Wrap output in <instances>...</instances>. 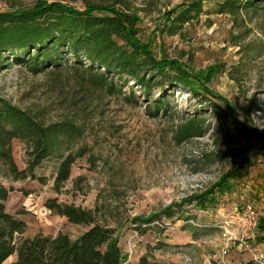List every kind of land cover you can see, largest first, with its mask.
<instances>
[{
	"label": "rangeland",
	"instance_id": "1",
	"mask_svg": "<svg viewBox=\"0 0 264 264\" xmlns=\"http://www.w3.org/2000/svg\"><path fill=\"white\" fill-rule=\"evenodd\" d=\"M127 1L141 18L139 37L158 56L177 60L202 80L213 94L206 104L216 108L204 112L206 105L191 91L177 88L168 95V110L155 115L140 89L131 88L133 81L112 95L73 70L36 76L13 66L0 72L2 98L48 122L71 120L83 132L66 151L77 159L61 190L55 188L56 156L36 169L45 183L5 182L14 188L7 212L27 225L24 234L16 235L17 245L38 234L77 238L89 230L47 209L49 199H58L114 229L125 264H264V240L258 242L257 235L242 245L238 236V214L245 204H254L264 220V11L221 15L219 0H211L199 22L171 34L167 18L191 0ZM34 2L23 0L26 7ZM6 10L0 1V11ZM192 109L206 120L205 135L180 141L179 130ZM14 154L25 168V145L16 142ZM227 178L234 189L218 195L208 210L201 207L199 198ZM176 205L181 208L174 207L173 218L163 216ZM151 217L153 229L141 234L137 220ZM160 223L163 227H155Z\"/></svg>",
	"mask_w": 264,
	"mask_h": 264
},
{
	"label": "trees",
	"instance_id": "2",
	"mask_svg": "<svg viewBox=\"0 0 264 264\" xmlns=\"http://www.w3.org/2000/svg\"><path fill=\"white\" fill-rule=\"evenodd\" d=\"M0 1L8 7L0 11V72L13 66L36 76L73 70L112 95L123 93V87H130L133 81L131 88L140 89L143 98L151 103L149 106H154L155 115L168 110L171 103L168 95L177 88L191 91L201 105H206L204 112L216 108L212 103L206 104L213 94L202 80L177 60L158 56L152 44L139 37L141 18L128 7L127 0L114 3L35 0L30 7L23 0ZM209 1L191 0L183 4L167 18L165 29L178 34L186 25L199 22ZM215 4L221 15L264 11V0H219ZM155 90L159 91L158 98ZM191 111V117L179 130L180 141L205 135L206 120L198 111ZM82 133L71 120L48 122L40 113L22 109L0 96V264H11L8 261L13 256L16 260L12 264H125L120 236L114 229L99 225L93 213L58 199H49L47 209L70 223L89 226V230L77 238L64 233L55 237L38 234L23 239L19 245L16 243V235L24 234L27 225L7 212L6 203L14 188L7 187L5 182L29 179L43 182L36 169L56 156L60 163L55 188L61 190L69 181L77 159V154L66 155V151ZM16 142L25 145L28 156L25 168H20L16 161ZM236 176L231 174L230 178ZM233 189L227 178L217 189L199 198L200 206L208 210L207 207L217 203L218 195ZM174 207L181 208L168 207L163 216L173 218L178 211ZM153 220L154 217L137 220L140 224L136 229L145 234L153 229L150 226ZM259 228L257 240L262 242L264 220H260Z\"/></svg>",
	"mask_w": 264,
	"mask_h": 264
},
{
	"label": "built area",
	"instance_id": "3",
	"mask_svg": "<svg viewBox=\"0 0 264 264\" xmlns=\"http://www.w3.org/2000/svg\"><path fill=\"white\" fill-rule=\"evenodd\" d=\"M260 216L254 204H245L238 214V236L242 245L259 235Z\"/></svg>",
	"mask_w": 264,
	"mask_h": 264
},
{
	"label": "crops",
	"instance_id": "4",
	"mask_svg": "<svg viewBox=\"0 0 264 264\" xmlns=\"http://www.w3.org/2000/svg\"><path fill=\"white\" fill-rule=\"evenodd\" d=\"M14 257V256H13ZM13 257H11V259H13ZM16 260V259H15ZM9 262V261H8ZM13 263V262H12Z\"/></svg>",
	"mask_w": 264,
	"mask_h": 264
}]
</instances>
